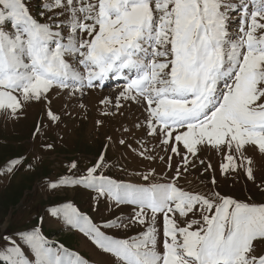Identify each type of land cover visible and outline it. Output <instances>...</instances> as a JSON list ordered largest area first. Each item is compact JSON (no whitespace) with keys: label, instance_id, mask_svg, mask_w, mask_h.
<instances>
[{"label":"snow or ice","instance_id":"obj_1","mask_svg":"<svg viewBox=\"0 0 264 264\" xmlns=\"http://www.w3.org/2000/svg\"><path fill=\"white\" fill-rule=\"evenodd\" d=\"M109 81L120 91L99 100L96 125L124 109L138 119L118 125L89 165L68 160L44 180L54 199L34 222L0 227V264H96L45 235L46 218L105 264H264V199L253 198L264 197L254 171L264 157V0H0V115L18 122L42 106L31 149L0 176L35 172L56 148L37 141L91 118L83 101ZM113 145L148 166L130 170L123 152L110 161ZM197 161L204 193L181 184ZM236 177L247 193L217 190ZM73 189L89 194L86 205L67 196Z\"/></svg>","mask_w":264,"mask_h":264},{"label":"rangeland","instance_id":"obj_2","mask_svg":"<svg viewBox=\"0 0 264 264\" xmlns=\"http://www.w3.org/2000/svg\"><path fill=\"white\" fill-rule=\"evenodd\" d=\"M31 3L33 7L36 6V0H31ZM119 91V86L94 90L83 101L93 113L91 118L67 119L66 126H61L56 130L50 131L47 137L37 141V150H39L40 144L45 139L48 142L55 141L56 148L54 151L43 153L44 162L35 172L26 173L21 171L6 177L0 176V227H23L30 221L34 222L38 217L44 216L45 209L54 199L49 192L45 191L43 186L44 180L49 175H59V173L63 172L65 168L61 167V165H66V161L68 160L79 158L82 165H89L91 163L89 158L99 154L101 145L104 143L106 137L112 136L115 139L120 135V132L117 131L118 125L123 123L125 126H128L138 119L140 114L137 110L134 108L124 109L114 119L106 120L103 127L96 125L95 116L99 106V100L105 96H116ZM62 103V99L54 100L53 107L59 109ZM41 107L38 104L28 107L26 117L20 119L18 122L7 121L6 116L0 115V165H3L10 157L31 149L32 145L29 141L32 136L33 126L41 113ZM70 110L72 111L73 117H76L79 108L74 107ZM61 134L62 138L56 139V136ZM151 146L152 142L150 141L146 147L151 149ZM122 152L127 156V159L123 163L130 170L138 166L141 168L148 166L147 161L138 159L132 153L126 152L119 145H113L108 149V159L116 162ZM31 158V154H29L28 159ZM207 159L205 157L206 162ZM219 162L220 158L213 155L211 163L216 166ZM151 166L157 167L155 164ZM160 167L162 168L163 166L161 165ZM254 171L257 181L264 179V157H256ZM201 172L202 168L197 161L189 169V173L187 174L188 182L181 181L185 190L194 193H204L207 191L204 184L201 183ZM109 174L113 177L117 176L115 170ZM235 179V184H233L231 178L223 180L217 190L221 192H232L234 190L235 195L247 193L248 187L245 185L243 178L236 177ZM252 190L255 193L256 190L254 187ZM88 195V193L75 189L67 193L70 199L80 205H86ZM253 198L257 201L264 199L259 193H256ZM83 210L87 211V208L84 207ZM43 231L51 240L66 241L72 247L79 248L82 252L92 256L96 264H105V257L100 255L84 238L75 236L72 231L66 230L55 221L46 218Z\"/></svg>","mask_w":264,"mask_h":264}]
</instances>
